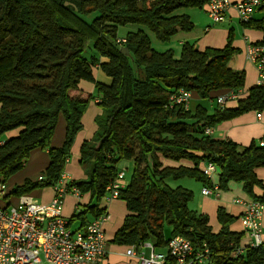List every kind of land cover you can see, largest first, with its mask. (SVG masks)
Segmentation results:
<instances>
[{"label":"trees","instance_id":"trees-1","mask_svg":"<svg viewBox=\"0 0 264 264\" xmlns=\"http://www.w3.org/2000/svg\"><path fill=\"white\" fill-rule=\"evenodd\" d=\"M206 4L207 0H0V139L17 132L0 144V185L24 167L34 149L48 152L43 180H26L9 194L20 196L58 182L82 128L90 97L78 85L87 81L99 96L101 113L93 137L80 147L79 164L87 177L71 185L88 193L91 201L72 215L68 227L81 230L106 214V188L120 171L119 163L132 160L130 181L118 196L127 214L111 244L136 252L149 244L155 251L166 250L164 264H180L167 244L182 236L193 248L183 264H264V243L242 248V234L230 229L231 215L219 208L215 231L207 215L189 209L194 197L189 189L165 184L169 178L191 179L225 191L235 182L252 201L264 205V183L255 173L264 167V136L239 150L231 140L205 133L242 114L264 112V86L249 88L234 107L211 115L201 106L191 112L169 104L179 90L209 101L217 91L241 92L243 72L228 65L237 52L231 35L220 49L200 51L184 43L179 57L151 46V37L167 42L177 33L190 32L194 25L181 10H205ZM89 15L93 17L87 22L83 17ZM241 24L261 31L263 38L254 45H264V17ZM125 26L132 27L119 36L118 29ZM87 49L92 50L89 57L84 55ZM94 70L110 84L99 82ZM60 115L65 136L60 148H52ZM161 158L191 164L162 167ZM202 163L215 165L216 184L202 174Z\"/></svg>","mask_w":264,"mask_h":264},{"label":"crops","instance_id":"crops-1","mask_svg":"<svg viewBox=\"0 0 264 264\" xmlns=\"http://www.w3.org/2000/svg\"><path fill=\"white\" fill-rule=\"evenodd\" d=\"M230 1L235 3L240 0ZM203 11L206 13V10L203 9ZM188 16L190 18V15ZM253 17L257 20L264 17V8L257 9ZM217 25H219V27L215 28V26ZM196 29L197 28L194 25L193 29L188 33H177L174 37L177 38L179 43L178 45L182 46L184 43L196 44L194 43L196 40H198V36L194 34V31ZM204 32L207 36L204 41L206 45L203 48H199L198 50L200 51L206 48H223L227 43L228 37L231 35V45L237 50V52L231 57L228 65L233 70L243 72L244 87L239 93V97H244L246 91L249 88L257 85L258 80L255 66L247 59L245 50L247 45L259 43L263 38V33L257 29L244 27L238 19L236 11L233 7H230L227 10L225 20L222 23H217L214 26H208L206 29H204ZM100 73V71H93V75L97 79L103 78ZM78 89L83 95L90 97V100L81 118L82 128L74 138L70 149V156L63 169V173L67 174L69 178L74 181H78L84 178L81 166L79 164L80 147L84 141H88L93 137L97 129L96 118L101 113V109L98 105L99 96L96 95L93 84L87 81H81L78 85ZM228 92L229 90H223L214 92V94H212L216 96L215 99L211 101L215 104L212 111H209L205 107H202L201 102L205 101V99L201 100L196 95H194L193 98L190 97L189 104L186 109L194 112L198 106H201L209 115H211L215 112V110H219L220 108L218 106L216 98L218 96H224ZM191 98L194 99V102L199 103L194 106V104H191ZM236 100H229L225 103L224 107H234L236 105ZM16 133L17 132L7 133L2 137V139H0V144L2 143L4 138L16 135ZM208 135L216 140H231L237 145L238 149L241 150L244 147H247L252 141L258 142L264 136V112L260 113L259 118H257V112H248L233 119L223 121L212 127ZM64 136L65 120L64 117L60 115L58 117L57 124L50 141V146L52 148H60L63 144ZM128 161L132 162V160ZM159 161L162 167H178L179 165L189 166L191 164L188 161L176 163L164 158H161ZM48 163V152L43 149H34L30 153L26 163L24 164V167L19 172L8 178V180H6L3 184L5 188L3 193L0 194V209H10L12 206H15L19 203L21 197H29L33 200L43 203L49 202L54 195L53 187H42L34 189L29 193L22 194L20 196L9 194V192L14 187L23 185L26 180L38 181V177L43 176V172L47 168ZM120 166L121 168H119V170L123 171L124 169H126L127 165L124 164L123 161ZM202 166L203 163L199 168H201ZM255 173L256 176L264 183V167L257 168L255 170ZM210 180L213 184H216L217 180L215 174L211 176ZM202 188H204V186L200 184V192L198 197H196L197 203H195V212L199 214H205L210 219H213V217L217 215V210L219 208H222L227 214L231 215L234 218L233 222L230 224V229L242 234L240 246L242 248L250 246L251 238L248 234H246L241 220L245 207L243 204L236 202L240 201L241 203H245L252 200L244 193L241 184L231 182L228 185L227 190H218L216 195L212 196L202 195ZM254 193L259 196L261 195V190L256 187L254 188ZM90 201L91 198L88 193L81 194L79 197H74L72 195L65 196L62 212L64 218L69 220L72 215L77 213V208H83L85 205L90 203ZM104 202L106 205L105 213L107 215V220L104 222L102 227L105 235L111 241L115 232L121 226L123 219L127 214V210L124 202L119 199ZM262 237L264 239V209L262 217ZM127 249L128 248L124 246L111 244V252L105 259L104 264H139L136 259L126 256L125 252ZM156 251L165 253L166 250Z\"/></svg>","mask_w":264,"mask_h":264},{"label":"built area","instance_id":"built-area-1","mask_svg":"<svg viewBox=\"0 0 264 264\" xmlns=\"http://www.w3.org/2000/svg\"><path fill=\"white\" fill-rule=\"evenodd\" d=\"M233 7L240 22L247 23L252 19L257 9L264 7V0H240L232 3L230 0H207L206 13L214 23L225 20L227 10ZM124 42V40H122ZM245 54L255 66L258 80L257 85L264 86V45H247ZM190 92L179 90L170 96V106L182 105L188 107ZM239 94L228 92L218 96L216 101L219 110L229 100H236ZM99 102V101H98ZM260 113H257V118ZM210 133V128L205 130ZM263 146V142H259ZM202 174L211 178L216 173L213 163H205L201 167ZM124 172L120 170L112 184L108 185L107 201L118 199L119 191L124 187L121 181ZM43 176L38 177V181ZM71 180L65 173L60 175L58 182L53 186V198L47 202H38L29 197H21L19 203L8 210L0 209V264H103L111 252V241L106 238L102 229L107 215H101L89 222L83 229L72 231L68 227V220L63 216V201L65 196L79 197L80 191L71 185ZM0 185V194L4 191ZM217 186L204 187L201 194L204 196L216 195ZM245 209L242 214V223L246 234L251 238L250 246H259L264 243L262 237V217L264 205L258 201L241 203ZM79 208L76 209L78 213ZM108 239V240H107ZM167 248L170 254L183 264V258L193 252L191 242L176 236L168 241ZM126 256L134 257L140 264H164L165 254L156 252L149 244H145L140 252L128 248ZM201 261L199 260L198 263Z\"/></svg>","mask_w":264,"mask_h":264},{"label":"rangeland","instance_id":"rangeland-1","mask_svg":"<svg viewBox=\"0 0 264 264\" xmlns=\"http://www.w3.org/2000/svg\"><path fill=\"white\" fill-rule=\"evenodd\" d=\"M181 12L184 13V14L190 15V19L193 21L192 22L193 25H195L196 28H197L194 31V34L196 36H198V40H196L194 42V43H196V44H193L194 47L196 49L205 47L206 44H205L204 41L207 38V36L205 35L204 29H206L208 26H212V25L214 26L215 24H213V22L208 18V16L206 15V13L203 11L202 8H197V7L185 8V9H182ZM92 17H93V15H89V16L83 17V19L86 20L87 22H89ZM129 27H132V26L120 27L118 29V35L119 36H123L130 29ZM216 27H219V25L215 26V28ZM178 44L179 43H178V40H177L176 37H172L167 42H159L156 39H154L153 37H151V46H152V48L155 51H157V52H165L167 50H171L175 57H179L180 51H181V46H179ZM91 54H92V50L91 49H87L85 51V53H84V55L86 57H89ZM100 74H101V76L103 78L102 79L98 78L97 80L99 82H101V83L106 84V85L110 84V79L107 78L106 76H104L102 72ZM71 94H75V92H71ZM191 97L192 98L194 97L193 93L191 94ZM193 100L194 99L191 100V104H194V106L199 103V102L196 103ZM214 105H215L214 102H211L209 100H205V101L201 102V106L205 107L209 111L213 110ZM122 163H123V161L119 163V165H118L119 168H121L120 165ZM124 164H126L127 166H126V169L123 170L125 177L121 181V184L127 185L129 183L131 175H132L133 165H132V162H130L128 160L124 161ZM81 170H82L83 175H84V178L81 179V180H85L87 176H86V173L84 172V170H85L84 167H81ZM165 184L168 185L169 187H172V188L176 187V186H182V187H185V188L189 189L193 193L194 197H193V200L189 203L188 207H189L190 210L195 211V207H196L195 203H197L196 197H198L199 192H200V184L198 182H196L194 180H191V179H179L178 180V179L169 178V179H167L165 181ZM209 220H210V222H209L210 225L213 227V229L215 231H217L219 229V224L217 222V216L215 215L213 217V219L209 218ZM102 229H103V227H102ZM106 238H108V237L106 236ZM133 251L136 252L134 249H133ZM132 258L135 259L134 257H132Z\"/></svg>","mask_w":264,"mask_h":264},{"label":"water","instance_id":"water-1","mask_svg":"<svg viewBox=\"0 0 264 264\" xmlns=\"http://www.w3.org/2000/svg\"><path fill=\"white\" fill-rule=\"evenodd\" d=\"M233 3V2H232ZM71 8V7H70ZM125 54L127 53V50L126 49H124V51H123Z\"/></svg>","mask_w":264,"mask_h":264}]
</instances>
